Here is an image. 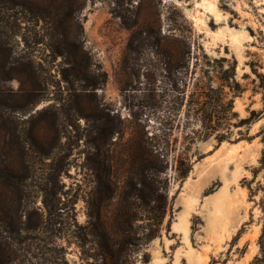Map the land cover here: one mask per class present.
Wrapping results in <instances>:
<instances>
[{
  "label": "rangeland",
  "instance_id": "1",
  "mask_svg": "<svg viewBox=\"0 0 264 264\" xmlns=\"http://www.w3.org/2000/svg\"><path fill=\"white\" fill-rule=\"evenodd\" d=\"M117 1L0 3V264H103L89 222L112 219L134 142L154 136L168 140L155 147L169 153V206L160 235L121 264H250L264 218V0H215L217 18L198 0ZM68 59L105 81L71 86ZM217 86L245 123L191 144ZM181 153L192 168L180 179Z\"/></svg>",
  "mask_w": 264,
  "mask_h": 264
},
{
  "label": "trees",
  "instance_id": "2",
  "mask_svg": "<svg viewBox=\"0 0 264 264\" xmlns=\"http://www.w3.org/2000/svg\"><path fill=\"white\" fill-rule=\"evenodd\" d=\"M3 1L5 0H0V3ZM219 1L228 2L229 0ZM117 3L118 1L116 0V4ZM222 8L228 10L225 4ZM229 11L234 14L233 10L229 9ZM56 30L58 31L55 34L56 36L63 34L59 32L63 31L59 25L56 26ZM151 31L152 28L148 24H144L139 27V29L132 31L127 43V52L130 53L135 51L136 47L134 42L140 41L142 34L145 36L151 35ZM153 37V45H156L158 38L157 36ZM55 51H58V55L63 56V50L56 48ZM84 59H88V57L85 56ZM68 60L70 61L67 62L69 63V68L63 76V79L65 82L70 83L71 86H74L76 83H82V86H89L91 89H95L105 81V72H93L88 75L83 73L79 75L75 72L77 68L75 59ZM90 65V62L87 63V67ZM71 70L73 72H71ZM209 89L215 92V95L209 96L207 102L209 106L207 105L208 108L206 106L204 112L205 117L200 120L202 133L198 135L199 133L197 134L196 131H193L194 136L189 137V143L191 144L197 139L206 140L210 136H214L218 144H220L229 137L228 134L230 133L231 125L241 126L246 120H238L237 125L235 122H232L233 117H236L237 114L232 111L233 101L231 98H226L223 86ZM203 94H205V92H203ZM204 96L207 97L208 94ZM191 97L192 93L189 95V98ZM202 104H206V102ZM202 111L204 110L202 109ZM108 132L110 131L107 130V133ZM145 139H148L149 143L139 138L134 142L135 147L132 152L129 153L128 158L132 177H130L126 183V190L121 197V205L113 213L112 219L108 220L107 218H102L98 213L95 218V221L98 223L95 224L93 221L89 222L91 227L88 234L91 235L92 242L95 243L97 249L96 254L103 264H121L123 261L129 260L130 255L125 252L128 246L146 245L161 233L162 224L169 206V179L167 177L169 153L155 146L161 143V141L168 145V140L161 136H154L152 138L146 137ZM152 141H155L156 144H152ZM176 162V173L178 177L180 179L186 177L192 168L190 158L187 154L181 153L177 157ZM260 164L264 166V148L261 152ZM111 168V161L103 163V169L107 171V183L105 180L104 184L109 192L112 191L109 185L111 178L108 174ZM42 192L43 204L48 209V213L51 214L54 207L56 192L49 184L43 186ZM130 193L131 196H134L133 202L128 201ZM143 261L148 260L145 259ZM250 264H264V218L262 232L259 237V252L254 256Z\"/></svg>",
  "mask_w": 264,
  "mask_h": 264
},
{
  "label": "bare ground",
  "instance_id": "3",
  "mask_svg": "<svg viewBox=\"0 0 264 264\" xmlns=\"http://www.w3.org/2000/svg\"><path fill=\"white\" fill-rule=\"evenodd\" d=\"M215 0H198L197 5H199L204 11L211 15H216L215 17L217 18V14L215 12Z\"/></svg>",
  "mask_w": 264,
  "mask_h": 264
}]
</instances>
